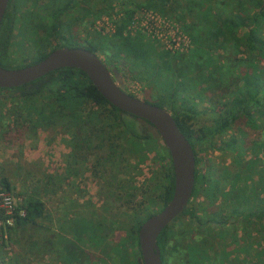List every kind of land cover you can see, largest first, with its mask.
<instances>
[{
    "label": "trees",
    "instance_id": "obj_1",
    "mask_svg": "<svg viewBox=\"0 0 264 264\" xmlns=\"http://www.w3.org/2000/svg\"><path fill=\"white\" fill-rule=\"evenodd\" d=\"M38 1L41 2L34 0L33 3ZM170 1L120 0L121 6H118L123 15L116 21V31L92 43L73 35L70 26L64 25L63 15L74 9L79 10V15L72 20L96 17L113 11L115 1L47 0L41 9L46 13L47 22L37 23L36 30L40 29L44 38L36 43L40 54L34 61H39L48 51L65 46L67 42L96 54L101 51L105 60L100 59L108 67H114L117 72H120V66L126 67L124 74L127 79L136 80L155 91L153 99L139 98L170 111L179 130L190 142L197 164L200 161L198 151L221 148L215 145V140L222 139L235 127H238L240 136L244 133L248 136L245 128L258 129L260 124L264 131V0H188L179 9L170 7ZM17 3L18 0L9 1L8 8L12 4L15 10ZM141 8L156 10L180 22L191 37V47L182 52H169L157 49L143 33L131 34L127 26L135 11ZM185 12L194 17L187 24L184 22ZM66 27L69 35L62 31ZM6 41L1 42L0 37V65L15 68L16 65L11 66L5 61L8 37ZM124 74H119L122 79ZM0 90V110L4 102L10 100L14 102L15 119L32 130L57 126L68 128L72 133V144L77 150L80 147L84 151L83 158H94L89 167L103 183L105 199L101 205L102 212L92 207L85 214H75L74 218L66 216L68 229L59 227L64 232L60 233L87 236L98 252L94 259L97 264H109L108 260L113 257H117L116 264H143L138 229L146 218L170 199L174 180L169 152L152 124L110 104L86 74L74 67L58 68L24 85ZM9 91L7 96L2 93ZM205 99L214 115L209 123L196 125L198 114L207 110L199 108L200 102ZM249 137V143L245 139V142L243 139L238 142V137L234 136L225 142L237 154L246 148L252 152L243 170L234 171L232 176L233 183L239 179L244 182L239 193L232 190L221 192L222 179L213 177L209 169L199 172L198 167L195 168L194 191L204 187L207 198L221 192L224 197L221 206L224 208L231 203L232 210L224 214L221 207L218 218L214 219L209 213V218L204 219L195 215L190 204L180 215L187 214L189 222L204 229L211 238L225 235L218 232L213 236V224L223 227L239 222L243 231L246 224L257 223V237L251 238L250 247L248 245L245 249L250 255L259 257L258 262L252 264H264V246L260 250L251 247L254 242L260 245V239L264 241V178L258 177L263 184L260 187L247 185L250 178L247 171L260 164V169L264 171V141L256 140L253 134ZM150 153L164 163L153 175L152 182L138 190L134 178L123 177L122 174L126 167L135 169ZM0 190L13 191L8 178H0ZM15 194L21 197V201L16 207L15 222L8 227V237L12 229L22 231L26 226L34 231L42 227L50 229L45 224L51 223V213L38 193L19 191ZM153 205L159 208L154 210ZM203 208L207 210V207ZM20 210H23V215L18 214ZM180 215L157 237L162 263L167 252L177 258L182 251L178 245L179 233L171 228ZM237 228L235 225V230ZM115 229L123 231L124 235L119 241L112 242L109 238ZM235 230L229 234L234 236ZM51 234L54 236L48 231L42 232L29 243L38 251L55 248L53 239L60 234ZM244 235L245 238L252 237L248 230ZM192 242L193 245L187 247V255H184L190 264H223L229 260L230 251L226 247L221 253L216 249L211 255L210 250L214 249L208 237ZM69 248L64 247V251L68 249L64 258L80 264L81 254L77 249ZM57 251L60 255L61 249ZM184 251L185 248L181 255ZM247 260H238V264H250Z\"/></svg>",
    "mask_w": 264,
    "mask_h": 264
},
{
    "label": "rangeland",
    "instance_id": "obj_2",
    "mask_svg": "<svg viewBox=\"0 0 264 264\" xmlns=\"http://www.w3.org/2000/svg\"><path fill=\"white\" fill-rule=\"evenodd\" d=\"M46 0H41L39 5V10L41 11L43 3ZM115 4L120 5V0H113ZM188 0H174L170 1L169 6L172 8H180L187 3ZM42 3V4H41ZM119 3V4H118ZM90 19L92 17L87 16L86 26L83 25V29L80 30L78 26V33L83 37L84 40L88 39L90 42L94 43L97 38L105 37L99 36L98 33L93 29L90 24ZM194 20L192 14L185 12L184 22L187 24ZM243 29L240 30V33ZM42 37V36H41ZM12 49L13 59L18 58L19 53H21V45L18 43V37L14 38ZM83 40V41H84ZM66 47H76L72 43H64ZM159 49V48H157ZM97 55L104 59L101 51H97ZM105 60V59H104ZM264 65V61L262 62ZM112 69L114 67L110 66ZM120 75L126 73V67L120 66ZM244 69V68H243ZM117 71V70H116ZM122 77V76H121ZM122 84L124 88L138 97L153 99L155 96V91L149 89V86L142 84L136 80L127 79L126 74L123 76ZM134 83V84H133ZM133 86L134 88L133 90ZM6 96L10 94L9 92H2ZM209 94V93H207ZM13 101L7 100L4 102V106L0 110V178L6 177L10 181V185L13 188V193L24 191L31 192L36 191L38 195L43 199L47 208L51 213V223H46L48 228L34 231L30 226H26L23 230L19 231L17 229H12L11 236L0 241V264H77L75 262L71 263L64 258L65 252L64 247H70V249H77L79 254H81L82 262L80 264H97L94 261L97 251L93 248L92 241H89L87 236H72L71 233H64L59 229V227H65L66 216H71L74 218L75 214H85L90 208H96L99 212H102V202L105 199V192L103 183L101 180L94 175L93 171L89 167V163L93 161V156L90 158H83L84 151L82 148H77L72 144V133L71 130L63 126H57L55 128H38L37 130H32L28 128V125L22 124L15 119V110L13 108ZM207 99L200 102V109H207L206 112L198 114L195 124L209 123L211 121L214 113L209 108ZM20 121V120H19ZM258 129L246 130L245 133L240 136L238 127L228 131L222 139L217 138L215 140L216 146H221V148H207L205 152H200L201 168L206 172L210 170V174L213 177L222 179L224 188H230L234 192L239 193V188L243 186L244 182L238 180L233 183V173L236 170H243V166L246 160L251 157L252 152L249 148L242 150L241 154H237L230 149L229 145H226V141H229L232 136L238 137V142L242 139L249 143L252 134L258 141H264V131L261 129V124ZM246 137V138H245ZM264 152V149H263ZM83 158V159H82ZM163 160H160L154 154H149L147 158L136 166L135 169L129 167L125 168V172L122 174L123 177L132 176L134 178L135 185L139 188L143 187L144 184L151 183L153 175L163 164ZM260 164L255 166L250 173V178L248 179L247 185L252 187H260L262 182H259L258 177L264 178V171L260 168ZM226 174H222V173ZM245 175V171L243 172ZM243 175V176H244ZM232 177V178H231ZM236 185V187H235ZM145 187V185H144ZM138 193V192H137ZM139 194V193H138ZM137 194V199L139 195ZM195 200L202 201L197 205L200 211L204 204L211 203L209 198H205L204 193H199ZM194 200V201H195ZM109 201V199H108ZM221 198H217V204L221 205ZM223 208V206H221ZM158 205H153L152 209H158ZM226 208V207H225ZM114 208L112 209V212ZM224 211V208L223 210ZM211 212V208L204 212L207 215ZM65 223V224H64ZM234 224V223H233ZM235 222L231 227L225 225L223 227H215V233L224 232L225 235L220 238H214L212 242L213 251L222 252L225 249L229 252V260L223 264H238V260L248 259L247 261L252 264L253 262H258L259 257L255 254L250 255L247 253L245 247L249 245L251 238L254 239L257 235L256 230L259 229L257 223L246 224L245 229L242 231V224ZM235 225H237V230H235ZM174 229L181 230L183 225L177 224L175 222ZM48 229V230H47ZM236 231L235 235L232 236L231 232ZM250 231L252 237L245 238L246 231ZM47 232L52 237V233H59L60 235L55 236L53 239L54 247L61 249V254L58 255V249L55 248L47 249L46 251H38L34 249L30 241L33 238L38 237L42 232ZM62 232V233H60ZM230 233V234H229ZM124 235L123 231L115 229L113 235L109 240L119 241ZM254 235V236H253ZM260 235V233H258ZM248 239V240H247ZM260 239V238H259ZM248 241V242H247ZM251 244L254 249L260 250L264 246V241L260 239V245ZM56 245V246H55ZM63 248V249H62ZM36 251H38L36 253ZM249 251V250H248ZM252 252V251H251ZM217 253L218 255H221ZM115 254V253H114ZM113 257V256H112ZM117 257H113L108 260L109 264H116L115 261Z\"/></svg>",
    "mask_w": 264,
    "mask_h": 264
},
{
    "label": "water",
    "instance_id": "obj_3",
    "mask_svg": "<svg viewBox=\"0 0 264 264\" xmlns=\"http://www.w3.org/2000/svg\"><path fill=\"white\" fill-rule=\"evenodd\" d=\"M7 3L8 0H0V22ZM62 67L82 70L110 104L151 123L166 146L173 167L172 195L138 229L143 264H162L157 237L184 210L194 188L195 157L190 142L179 130L169 110L126 92L116 69L111 71L95 52L84 47H58L39 61L17 68L0 65V87H18Z\"/></svg>",
    "mask_w": 264,
    "mask_h": 264
},
{
    "label": "flooded vegetation",
    "instance_id": "obj_4",
    "mask_svg": "<svg viewBox=\"0 0 264 264\" xmlns=\"http://www.w3.org/2000/svg\"><path fill=\"white\" fill-rule=\"evenodd\" d=\"M9 1L12 2L13 0H8V2ZM33 2H34V0H18V3H17L15 10H13L12 4H11V8H8V3H7L5 12H4L2 20L0 22L1 42H7L6 41L7 37L9 39L8 46H7L6 53H5V61L8 64H10L11 66L16 65L17 67H21V66H25V65L35 63V61H34L35 58H37L40 54L39 51L37 50L36 43H38L39 40L41 41L44 38V33L40 29L36 30L37 29V23H39L40 21L45 22L47 19V16H46L45 11L39 10V5H40L39 1L37 4H34ZM78 15H79V10L73 9V10L69 11V13H65L63 15V21H64V25L68 24L70 26V31L72 32L73 35H76L81 40H84L83 37H81V35H79L77 29L79 26L80 30H82L84 28L83 25L84 26L87 25L86 24L87 17H85L82 20H78V19L72 20L73 17H76ZM67 28L68 27L64 28L62 31L65 32V34L69 35V33H67L69 31L66 30ZM15 37H18V43L21 45L22 49H21V53H19V55H18L19 57L16 59H13L14 58L13 52H15V51L11 47L13 45V42L15 41V39H14ZM61 47H63V46H61ZM50 51H52V50H50ZM50 51H48V53ZM17 67H15V68H17ZM108 68L111 71L113 70L111 67H108ZM0 88H3V87H0ZM199 153H200V151H198V157L201 160ZM194 157H195V155H194ZM200 162L201 161H199L196 164V161H195V168L197 166L199 172L203 171V169L200 166ZM215 178L217 179V177H215ZM218 179H220V178H218ZM222 184H223V182H222ZM194 186H195V182H194ZM230 191H231V186H230V188H224V185H223V190L221 192L226 193V192H230ZM221 192L215 194V196L212 198L208 197L209 201L211 203L204 204V206L201 207L202 209L199 211L197 208V205L199 203H201L202 201H204V199L202 201L201 200L198 201V200H195L194 198L197 195H199V193H204V187L199 188L198 191L197 190L194 191V188H193L191 198H190L186 207H188V205L191 204L192 207H194L195 215L201 216L204 219L206 217L209 218V215H208L209 213L207 215H204L205 209L203 207H207L206 211H208L211 208L210 214L213 215L211 217L216 219V218H218L219 211L221 209V205H220V203L217 204L216 199L217 198L220 199L221 196H222V200L224 198L223 193H221ZM204 195H205V198H207L205 193H204ZM230 204L231 203L227 204L225 206L226 208L224 207V211H223L224 214H227L230 210H232V206L230 207ZM175 222H177V224L183 225L181 230H176V231H178V233H179V235H178L179 247L182 248V251L185 248L183 255H181V253H182V251H181L180 253H178L179 255H177V258L182 260L183 264H190L188 262L189 261L188 257L186 258L184 255L185 254L187 255V247L189 245H193L192 241L193 240L199 241L200 239H203L204 237H208L209 239H211V243H212L214 238L213 237L211 238L210 235H206L205 230L200 229L199 227L195 226V223H190L189 217L187 214L180 215ZM175 222L173 223V225H175ZM236 223L240 224L239 222H236ZM225 225L231 226L230 224H225ZM225 225H223V226H225ZM217 226L218 225L213 224V229H215V227H217ZM220 227H222V226H220ZM171 228L174 229V226L171 225ZM214 234H215V232H213V236H214ZM170 243H172L171 240H170ZM167 251H168V248H167ZM177 258L173 257V255H171L170 252H167V254L164 255V262L162 264H182V262L181 263L178 262Z\"/></svg>",
    "mask_w": 264,
    "mask_h": 264
},
{
    "label": "built area",
    "instance_id": "obj_5",
    "mask_svg": "<svg viewBox=\"0 0 264 264\" xmlns=\"http://www.w3.org/2000/svg\"><path fill=\"white\" fill-rule=\"evenodd\" d=\"M122 15L120 7L115 5L110 13L90 19L92 30L99 36H110L116 31V21ZM127 30L131 34L143 33L156 47L169 52H182L192 45L189 33L180 22L153 9L141 8L135 11ZM134 88L136 87L133 86V90ZM20 201L19 195L0 190V241L7 238L8 227L15 222L16 207ZM18 214L23 215V210Z\"/></svg>",
    "mask_w": 264,
    "mask_h": 264
}]
</instances>
